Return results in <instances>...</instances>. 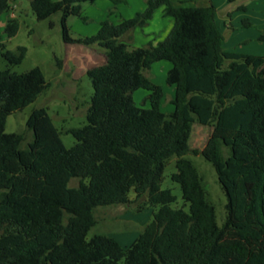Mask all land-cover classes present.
<instances>
[{"label":"trees","instance_id":"16d2710c","mask_svg":"<svg viewBox=\"0 0 264 264\" xmlns=\"http://www.w3.org/2000/svg\"><path fill=\"white\" fill-rule=\"evenodd\" d=\"M10 1L0 0V13ZM94 1L29 0L39 20L61 13L65 43L104 48V61L86 70L93 93L86 122L69 130L70 147L44 107L27 118L26 147L22 134L5 131L7 117L49 83L38 66L11 71L26 47L14 53L0 41L8 65L0 70V264H264V55L225 50L215 7L188 0H146L133 17L105 19L95 34L71 37L67 19H84L83 5ZM161 7L173 21L166 37L129 47L123 36ZM18 27L17 18H8L6 38ZM159 61L171 65L169 112L163 88L145 74ZM137 89L146 91L139 104L132 96ZM194 124L211 127L201 150L189 144ZM190 152L215 170L226 197L221 225ZM172 157L180 206L172 189L161 187ZM72 178L76 186H69ZM131 189L153 208L132 243L123 246L103 233L88 238L94 209L130 203Z\"/></svg>","mask_w":264,"mask_h":264},{"label":"rangeland","instance_id":"374dc122","mask_svg":"<svg viewBox=\"0 0 264 264\" xmlns=\"http://www.w3.org/2000/svg\"><path fill=\"white\" fill-rule=\"evenodd\" d=\"M251 1L253 0H246V3ZM256 1H253L249 9L259 14L260 11L255 5ZM13 6L19 27L15 36L5 40L6 47L17 53L19 46H25L26 53L19 64L10 67L11 71L23 73L38 66L49 86L33 102L7 117L5 131L22 134L24 136L22 147H26V143L32 136L31 130L26 124L27 118L34 108L44 107L59 131L63 144L70 147L75 139L69 130L80 127L86 122V113L93 93L91 79L86 70L104 61V48L97 43L90 45L65 43L62 36L60 12L39 20L34 15L29 0H15ZM83 6L87 11L83 15L84 19L73 15L67 19L69 33L73 38H83L95 34L98 30H95V27L100 21L98 18L103 15L104 20L109 19L115 13V9L112 7L107 10L102 5H90L89 3H85ZM94 11H96V15ZM233 40V38H229L223 43V46L231 44ZM244 46L259 52L264 51V40L259 41L258 38L252 36L249 38L248 36ZM168 65H170L168 61L155 62L145 72L148 77L163 88L162 107L165 112L172 109L170 103L173 96L172 87L165 81L167 74L165 67ZM7 66V62L0 55V70ZM132 96L135 103L139 104L146 96V91L137 89ZM210 131V126L194 124L189 139L191 149L201 150L206 144ZM186 156L200 172L208 199L215 207L217 223L221 225L225 217L226 197L218 183L214 168L199 153L190 152ZM174 171L175 158L172 157L165 167L161 187L171 188L177 196L174 206H180L182 204L180 187L170 178ZM77 184L76 178H72L69 182V186ZM129 198L131 201L127 204L96 207L94 209L96 222L89 230L87 237L103 233L114 237L123 246L132 243L152 218L153 208L142 205L145 197L136 199L132 189L129 191Z\"/></svg>","mask_w":264,"mask_h":264},{"label":"crops","instance_id":"0c3cea01","mask_svg":"<svg viewBox=\"0 0 264 264\" xmlns=\"http://www.w3.org/2000/svg\"><path fill=\"white\" fill-rule=\"evenodd\" d=\"M253 1L246 3V0H235L233 2H229V0H188L187 4L198 7L209 5L215 7V21L219 31L223 35V43L229 40V38L234 39L231 44L223 46L225 50L244 54L264 55V51L259 52L244 46L248 36L249 38L250 36L258 38L259 41L264 40V0H257V3H255L258 8L257 10L260 11L259 14L249 9ZM14 3L15 0H11L10 8L0 13V41L7 39L4 33L7 19L11 17L17 18L14 11ZM89 4L102 5L107 10L111 7L114 8L115 13L113 15L110 14L109 20L112 23H118L123 19L133 17L138 12H142L146 6V0H122V2L116 3V5L111 0H95ZM84 9L83 6L82 16L87 12ZM94 13L96 15V11ZM98 19L100 21L95 30L99 29L101 22L104 20L103 15ZM172 23V18L165 16L161 7L156 9L152 18L145 26L133 29L124 35L122 39L129 47L133 48L148 44L154 45L166 37L172 27ZM170 66L168 65L165 68L168 70ZM150 79L153 81L152 78Z\"/></svg>","mask_w":264,"mask_h":264}]
</instances>
